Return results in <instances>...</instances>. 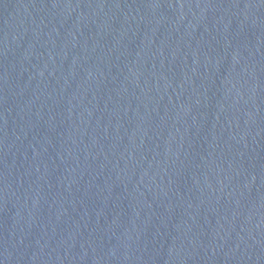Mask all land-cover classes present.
I'll return each mask as SVG.
<instances>
[{
	"label": "water",
	"instance_id": "95a60500",
	"mask_svg": "<svg viewBox=\"0 0 264 264\" xmlns=\"http://www.w3.org/2000/svg\"><path fill=\"white\" fill-rule=\"evenodd\" d=\"M0 264H264V0H0Z\"/></svg>",
	"mask_w": 264,
	"mask_h": 264
}]
</instances>
